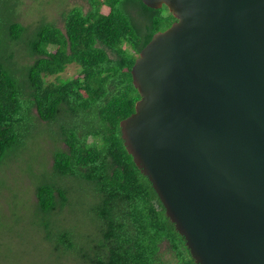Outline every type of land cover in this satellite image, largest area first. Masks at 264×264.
Wrapping results in <instances>:
<instances>
[{
	"label": "trees",
	"instance_id": "1",
	"mask_svg": "<svg viewBox=\"0 0 264 264\" xmlns=\"http://www.w3.org/2000/svg\"><path fill=\"white\" fill-rule=\"evenodd\" d=\"M17 3L0 0V166L23 135L45 123L58 137L50 175L80 180L95 197L94 233L60 227L54 252L77 264H196L120 128L140 99L130 72L137 57L176 19L166 6L141 0H81L62 11L61 28L44 16L23 25ZM12 41L25 43L27 63ZM71 65L76 75L62 77ZM69 193L55 182L36 187L39 211L63 223L77 214Z\"/></svg>",
	"mask_w": 264,
	"mask_h": 264
},
{
	"label": "water",
	"instance_id": "2",
	"mask_svg": "<svg viewBox=\"0 0 264 264\" xmlns=\"http://www.w3.org/2000/svg\"><path fill=\"white\" fill-rule=\"evenodd\" d=\"M176 19L132 70L120 123L196 264H264V0H141Z\"/></svg>",
	"mask_w": 264,
	"mask_h": 264
},
{
	"label": "rangeland",
	"instance_id": "3",
	"mask_svg": "<svg viewBox=\"0 0 264 264\" xmlns=\"http://www.w3.org/2000/svg\"><path fill=\"white\" fill-rule=\"evenodd\" d=\"M17 1L16 22L33 25L44 16L60 28L64 25L62 11L81 4V0H67L64 7L57 8L54 3L64 0H52L53 3L50 0ZM12 45L14 50L18 47L19 61L27 55L24 42L14 44L12 41ZM28 61L24 58L20 62L25 64ZM76 70L71 65L62 73V77L75 76ZM46 125L43 123L44 127H37L23 135L21 143L0 166V264H77L71 255L62 257L54 252V241L51 240L60 227L77 226L85 235L95 231L89 212L95 197L90 187L75 178L50 175L58 137ZM59 146L62 147L61 144ZM46 182H55L70 191L68 197L77 205L72 212L68 207L64 210L77 214L69 215L62 223L59 214L47 216L39 211L36 187ZM88 237H92L91 234Z\"/></svg>",
	"mask_w": 264,
	"mask_h": 264
}]
</instances>
